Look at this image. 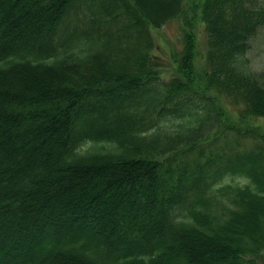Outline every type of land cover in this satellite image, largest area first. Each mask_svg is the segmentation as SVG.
Returning a JSON list of instances; mask_svg holds the SVG:
<instances>
[{"label": "trees", "instance_id": "16d2710c", "mask_svg": "<svg viewBox=\"0 0 264 264\" xmlns=\"http://www.w3.org/2000/svg\"><path fill=\"white\" fill-rule=\"evenodd\" d=\"M260 28L264 0H0V264L264 261Z\"/></svg>", "mask_w": 264, "mask_h": 264}, {"label": "rangeland", "instance_id": "374dc122", "mask_svg": "<svg viewBox=\"0 0 264 264\" xmlns=\"http://www.w3.org/2000/svg\"><path fill=\"white\" fill-rule=\"evenodd\" d=\"M179 18L170 19L158 27H151V33L154 38L155 49L154 54L161 57L165 63L163 75H174L178 61L181 58L182 50L185 45L183 38L184 25ZM196 41V65L200 66L204 61L206 53V30L203 22L197 21L193 24ZM250 66L254 71L264 70V28H260L249 39V47L246 51ZM253 122L263 123L264 118H251ZM215 145V143L213 144ZM225 182L243 184L245 179L241 176L226 177ZM264 264V261H258Z\"/></svg>", "mask_w": 264, "mask_h": 264}]
</instances>
